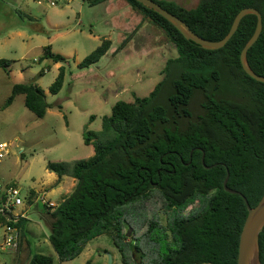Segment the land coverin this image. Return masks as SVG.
<instances>
[{"label":"trees","instance_id":"1","mask_svg":"<svg viewBox=\"0 0 264 264\" xmlns=\"http://www.w3.org/2000/svg\"><path fill=\"white\" fill-rule=\"evenodd\" d=\"M125 1L163 32L176 53L166 57L161 77L146 95L116 99L109 113L101 115L99 129H83V142L92 145L90 155L45 162L58 177L66 174L74 179L54 206L35 202L47 222L48 241L59 260L74 257L87 240L106 233L121 264H236L246 208L238 194L223 188L225 168L226 184L241 191L250 205L264 190V82L250 77L238 59L255 15L244 14L222 46L203 48L158 12L137 0ZM155 1L207 39L222 37L239 8L258 9L261 28L246 50V59L253 71L264 75V0H197L189 7L174 0ZM129 37L130 33L113 51ZM109 45V38H101L76 65L96 62ZM43 50V56L53 61L64 59L48 44ZM9 63L10 59L0 57V65ZM63 75L64 67L59 65L48 85L50 93L58 91ZM16 93L23 94V105L37 117L49 105L43 89L31 81L13 82L3 105ZM33 191L30 188L29 193ZM154 193L165 223L158 221L156 212L146 218L140 236L157 248L154 253L146 248V259L137 262L132 250H139L141 242L126 238L124 222H128L119 207L137 203L140 210ZM27 220L0 216V223L11 224L20 234ZM258 253L264 264V224L258 233ZM51 262L50 254L33 252L25 264ZM84 264H91L90 260Z\"/></svg>","mask_w":264,"mask_h":264},{"label":"rangeland","instance_id":"2","mask_svg":"<svg viewBox=\"0 0 264 264\" xmlns=\"http://www.w3.org/2000/svg\"><path fill=\"white\" fill-rule=\"evenodd\" d=\"M174 1L189 7L197 0ZM102 6L88 0H0V57L10 59L7 66L0 65V141L7 143L8 149L0 158V183L19 187L23 203L13 211L23 212L28 219L24 234L16 229V238L9 248L3 246L0 223V264H25L33 252L50 254L51 264H84L86 259L91 264H121L119 252L106 233L87 240L74 257L59 260L47 238V222L35 206L41 194L53 202L49 206H54L71 189L69 181L74 180L66 174L58 177L45 167V162L90 155L92 145L83 142V129H99L101 115L109 113L113 101L146 95L161 77L156 55L146 60L144 48L132 45L126 50L120 47L107 51L87 66L76 65L101 38H110L115 47L126 34L106 23ZM167 43L173 46L170 41ZM47 44L64 59L53 61L43 56ZM173 48L165 45L164 51L175 55ZM59 65L64 67L62 84L57 92L50 93L48 85ZM18 81L35 82L44 90L49 105L41 117L23 105L22 93L14 94L11 102L3 105L11 84ZM122 86L124 90L118 92ZM130 205L119 208L128 222H124L126 238L141 242V248L133 249L132 254L137 262H142L147 256L146 248L152 253L157 248L155 242H144L140 236L146 229L145 220L156 212V218L164 224L165 214L155 193L142 202L141 211L137 203Z\"/></svg>","mask_w":264,"mask_h":264},{"label":"water","instance_id":"3","mask_svg":"<svg viewBox=\"0 0 264 264\" xmlns=\"http://www.w3.org/2000/svg\"><path fill=\"white\" fill-rule=\"evenodd\" d=\"M143 5L153 9L167 19L185 38H188L195 43L199 44L203 48H217L222 46L225 41L235 30L240 18L246 13H252L255 15V23L252 32L247 37L245 42L240 48L238 59L241 68L252 78L263 81L264 75L256 73L249 66L246 59V50L253 43L260 32L261 28V15L258 9L253 6H243L239 8L233 15L229 27L225 34L218 39H207L199 36L193 32L188 25L180 19L177 15L165 9L155 0H137ZM215 164V162L213 163ZM224 165V163H222ZM209 166V165H206ZM228 176L227 168H225V174L222 178L223 188L231 193L238 194L245 205L246 214L242 221L237 240L236 251V264H261L258 253V233L262 229L264 224V190L255 204L250 205L243 193L238 189L229 187L226 184ZM9 216V214H7ZM109 261V260H108Z\"/></svg>","mask_w":264,"mask_h":264},{"label":"crops","instance_id":"4","mask_svg":"<svg viewBox=\"0 0 264 264\" xmlns=\"http://www.w3.org/2000/svg\"><path fill=\"white\" fill-rule=\"evenodd\" d=\"M98 3L103 4L102 10L105 14V17L107 18L106 23L112 26V28L117 29V32L126 31V34L123 35L122 39L124 38V36L130 33V37L121 46V49L126 50L130 45H132V47L134 48L143 47L146 51V54H144V58L146 60H149V57L152 58V55L155 54V63L157 64V66H160L159 68L161 69L166 57L169 56L167 53L168 51H164L165 45L168 47H173L169 43H167L168 41L166 40L163 32L151 21H149L148 18L143 17L139 12L131 8L125 0H100L98 1ZM40 28L43 29L42 26ZM140 38H142V40ZM122 39H120V41ZM114 48V44L110 39V45L104 53H106L107 51L112 52ZM151 52L153 53L150 54ZM160 62H162V64ZM122 90H124L123 86L119 88V91H117L120 92ZM69 183L72 186V180L69 181Z\"/></svg>","mask_w":264,"mask_h":264},{"label":"built area","instance_id":"5","mask_svg":"<svg viewBox=\"0 0 264 264\" xmlns=\"http://www.w3.org/2000/svg\"><path fill=\"white\" fill-rule=\"evenodd\" d=\"M53 3V1H50ZM7 143L0 141V158L7 153ZM41 202L46 205H53V202L45 198L42 194L39 196ZM23 203V197L19 195V187L10 183H0V216L11 221H15L19 216H26L23 212H15L13 208ZM9 214V216H7ZM3 246L9 248L16 238L15 227L7 222H3Z\"/></svg>","mask_w":264,"mask_h":264}]
</instances>
